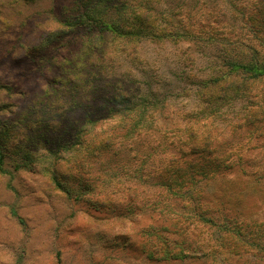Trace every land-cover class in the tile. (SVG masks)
<instances>
[{
	"label": "trees",
	"instance_id": "trees-1",
	"mask_svg": "<svg viewBox=\"0 0 264 264\" xmlns=\"http://www.w3.org/2000/svg\"><path fill=\"white\" fill-rule=\"evenodd\" d=\"M211 1L209 32L184 25V5L174 0H74L64 6L41 44L25 48L27 60L47 79L9 130L28 142L39 137L36 143L44 144L51 159L50 180L67 193L66 182L84 174L91 159L104 157L117 138L161 134L172 152L159 167L151 211L174 215L179 227L203 228L205 244L194 237L200 243L196 252L205 245L211 256L239 258L264 252V194L257 193L261 209L251 214L243 209L253 185L264 184V166L254 171L249 152L233 147L242 129L249 131L247 149L264 132V0ZM165 44L183 46L193 63L198 55L205 57L209 77L199 80L198 71H151L142 48ZM178 96L187 102L182 113L187 126L162 131L157 122L167 118L168 102ZM108 121L117 124L107 136L82 140ZM221 124L227 138L218 132ZM65 151L76 154L71 165L59 157ZM179 254L186 257L166 248L170 260Z\"/></svg>",
	"mask_w": 264,
	"mask_h": 264
},
{
	"label": "rangeland",
	"instance_id": "rangeland-1",
	"mask_svg": "<svg viewBox=\"0 0 264 264\" xmlns=\"http://www.w3.org/2000/svg\"><path fill=\"white\" fill-rule=\"evenodd\" d=\"M73 1L0 0V142L4 153L3 172L0 171V264H264V252L227 258L224 254L209 255L204 245L202 253H198L199 248H194L200 243L194 237L205 244L203 228L179 227L182 223L180 219L174 221V215L151 211L161 183L159 167L172 152L161 134L117 138L104 157L91 159L83 167L84 174L66 182L67 193L51 182V159L45 157L44 144L36 143L39 137L31 136L28 142L9 130L33 95L42 92L47 79L27 60L25 48L41 44L52 19ZM175 1L184 5L180 17L184 25L210 31L214 22L208 8L209 3L213 5L211 0ZM181 48L170 44L143 47L142 54L150 58L153 72L159 69L169 75L176 70L198 71L199 80L207 79L209 69L205 66L209 61L198 55L193 63L189 52ZM168 104L167 118L159 119L158 127L166 131L187 126L182 119L187 102L178 96ZM116 124L103 123L83 135L82 140H100ZM225 127L221 124L218 132L223 134ZM248 133L242 129L233 147L242 145L243 151L249 152L246 159L256 166L255 171L257 166H264V132L250 149ZM223 135L227 138L228 133ZM222 143L227 142L221 141L223 149ZM116 152L119 155L113 157ZM75 155L65 151L59 157L71 165ZM253 186L250 198L243 203L249 214L263 207L257 193L264 194V184ZM211 192L212 188H208L207 198ZM156 233L165 239L155 238ZM218 235L216 232L214 237ZM166 248L183 252L186 257L179 254L170 260L165 256Z\"/></svg>",
	"mask_w": 264,
	"mask_h": 264
}]
</instances>
